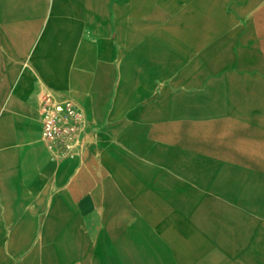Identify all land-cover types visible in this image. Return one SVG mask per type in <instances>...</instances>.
<instances>
[{
  "label": "rangeland",
  "instance_id": "rangeland-1",
  "mask_svg": "<svg viewBox=\"0 0 264 264\" xmlns=\"http://www.w3.org/2000/svg\"><path fill=\"white\" fill-rule=\"evenodd\" d=\"M245 1L141 0L142 14L162 17L146 41L154 97L126 101L119 129L81 135L69 152L94 192L125 193L100 197L121 218L146 221L174 251L215 252L211 264H264V20ZM51 198L38 201L35 242L12 258L0 245V264L83 263V232L54 226L64 213L54 217Z\"/></svg>",
  "mask_w": 264,
  "mask_h": 264
},
{
  "label": "crops",
  "instance_id": "crops-1",
  "mask_svg": "<svg viewBox=\"0 0 264 264\" xmlns=\"http://www.w3.org/2000/svg\"><path fill=\"white\" fill-rule=\"evenodd\" d=\"M244 3L264 20V0ZM159 14H142L141 0H0V245L9 258L35 242L37 204L50 192L54 217L64 213L54 226L83 232V253L75 252L82 264H211L215 258L211 251H174L146 231V221L121 218L125 208L100 197L123 201L125 193L94 192L92 173L78 170V157L42 135L46 94L77 101L87 121L82 135L93 140L119 129L126 101L154 97L149 68L156 48L146 41ZM188 41L187 50L199 47V40ZM63 242L75 243L72 236Z\"/></svg>",
  "mask_w": 264,
  "mask_h": 264
},
{
  "label": "built area",
  "instance_id": "built-area-1",
  "mask_svg": "<svg viewBox=\"0 0 264 264\" xmlns=\"http://www.w3.org/2000/svg\"><path fill=\"white\" fill-rule=\"evenodd\" d=\"M40 109L43 137L61 147V151H71V145L81 139L87 125L83 108L74 99L46 94Z\"/></svg>",
  "mask_w": 264,
  "mask_h": 264
}]
</instances>
